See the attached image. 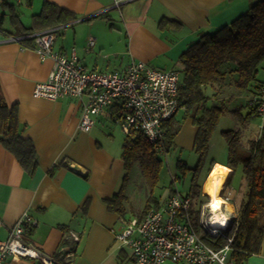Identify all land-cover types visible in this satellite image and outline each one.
<instances>
[{
    "label": "crops",
    "instance_id": "crops-1",
    "mask_svg": "<svg viewBox=\"0 0 264 264\" xmlns=\"http://www.w3.org/2000/svg\"><path fill=\"white\" fill-rule=\"evenodd\" d=\"M258 1L261 0H134L118 9H111V0H22L18 4H0V88L5 103L17 105L23 135L32 141L37 157V169L28 177L14 156L0 147V242L8 239L11 227L27 212L36 221L28 239L45 257L68 252V247L61 246L63 233L59 229L65 226L68 239L76 243L72 264H138L128 247L114 241L123 226L121 219L126 217L109 211L106 204L120 190L124 173L121 147L126 134L117 128L122 113L119 104L104 109L85 133L78 129L85 98L52 101L32 96L35 84L47 79L52 60H42L31 48L24 47H33L32 41L16 39L37 33L26 30L32 28L33 16L40 13L44 3L75 16V20L58 27L53 53L66 57L74 54L87 71L121 73L132 62L141 61L155 70L177 71L181 79L180 55L201 34L230 24ZM162 20L164 28L160 27ZM89 39L93 40L92 47H88ZM236 69L235 63L220 67L224 79H231L234 88ZM257 85L252 82L246 88L235 89L247 91L248 103ZM221 87L223 84L205 87L208 103L224 99L218 94ZM241 97L237 96L238 100ZM215 103L211 105L221 106ZM240 109H227L226 114L244 119ZM237 130L242 132L243 128ZM176 141L191 146L193 138L185 134ZM211 161L212 168L216 164L226 167V159ZM229 170L222 191L235 175ZM239 176L243 179L241 173ZM10 264L40 262L21 258ZM246 264H264V237L260 252L251 255Z\"/></svg>",
    "mask_w": 264,
    "mask_h": 264
},
{
    "label": "trees",
    "instance_id": "trees-1",
    "mask_svg": "<svg viewBox=\"0 0 264 264\" xmlns=\"http://www.w3.org/2000/svg\"><path fill=\"white\" fill-rule=\"evenodd\" d=\"M73 20H75L73 14L44 3L40 13L33 16L32 28L26 31H43L60 27ZM163 24L165 20L160 22L161 28H164ZM30 41L26 40L27 43ZM179 63L182 66L179 102L180 106L185 108V117L191 118L193 124L197 126L193 149L200 157L191 179L189 194L186 196L198 199L201 186L197 184L196 179L206 158L208 142L220 117L226 113L223 107L208 103L209 99L204 89L207 86L224 83V74L220 72V67L224 63L237 65L238 79L235 82V88L243 89L250 83L256 82L258 83L256 90L258 86L264 84V80L259 82L256 79L259 68L264 70V0L253 4L230 24L213 33L201 34L198 40L180 55ZM17 112V105L8 106L5 103L0 88V147L12 154L24 173L31 177L37 169L36 152L32 141L23 135V126L18 121ZM251 115L254 116L250 109L248 116ZM244 119L243 123H246L247 118ZM172 120L173 118L163 125L162 151L155 150L142 134L126 135L121 147L124 172L122 185L113 198L106 200L109 211L120 217L125 215L122 202L125 199L128 172L135 163L138 164L150 193L156 188L162 168L160 156L171 149V141L176 134V128L171 125ZM222 135L228 146L229 156L224 165L232 170V175L236 171L241 173L247 185L246 201L238 217L231 220L230 229L223 234L231 237L229 259L232 264H246L251 255L260 252L264 237V128L260 131L258 138L249 141L246 147L240 143L239 131H224ZM213 164L211 161L206 176ZM203 203L200 197L194 210L192 227L197 233H199L197 218ZM157 206V199L150 195L138 219L140 220L148 210ZM59 229L63 233L61 246L68 247V252L59 253L53 260L55 264H72L73 248L76 243L68 239V229L65 226H60ZM31 231L32 229L26 231L27 236L31 234ZM201 237L212 247L219 248L225 244V240L220 237L211 238L203 235ZM69 253H72L71 257L66 256Z\"/></svg>",
    "mask_w": 264,
    "mask_h": 264
},
{
    "label": "built area",
    "instance_id": "built-area-1",
    "mask_svg": "<svg viewBox=\"0 0 264 264\" xmlns=\"http://www.w3.org/2000/svg\"><path fill=\"white\" fill-rule=\"evenodd\" d=\"M21 1L0 0V4H18ZM132 1L111 0V9ZM57 30L58 27H53L16 39L18 42L31 40L33 47L25 48H31L42 60H52L47 79L35 84L32 96L52 101L85 98L78 123V129L85 133L92 129L96 117L104 109L118 103L122 113L117 121L122 131L126 135L142 134L155 150L162 151L163 125L179 110L185 111L179 102L180 74L172 70H155L141 61L132 62L121 73L87 71L74 54L66 57L52 52ZM92 46L93 40L89 39L88 47ZM248 106L255 117L264 118V84L258 87ZM220 200V211L226 221L224 226L215 228L211 224L209 201L207 210L200 208L197 233L192 227L195 217L193 199L172 190L164 201L148 210L140 220L121 219L123 226L115 234L114 241L128 247L138 264H232L229 259L231 237L223 234L231 227L232 212L227 213L230 211L225 206L228 199ZM34 226L36 221L24 212L9 230L8 239L0 242V264H10L21 258L35 259L40 264H55L53 258L41 255L32 247L26 231ZM202 235L223 238L225 244L219 248L212 247ZM66 256L71 257L72 253Z\"/></svg>",
    "mask_w": 264,
    "mask_h": 264
},
{
    "label": "rangeland",
    "instance_id": "rangeland-1",
    "mask_svg": "<svg viewBox=\"0 0 264 264\" xmlns=\"http://www.w3.org/2000/svg\"><path fill=\"white\" fill-rule=\"evenodd\" d=\"M179 72L182 74V69H179ZM256 79L259 82L264 80V70L262 68H259ZM224 83L223 87H221L223 88L221 89L222 92L220 93L219 91L218 93L222 94V98L224 99L222 101L214 102L224 107L226 112L227 109L231 110L232 112H237V110L240 109L239 107L241 104L242 109H240L239 113L241 114V116H243V118H247V122L250 121V124L248 125L246 122L243 126V121H245V119L240 118L239 115H233L234 113H232V115L225 113V115L220 117L215 131L208 142V150L206 158L203 160L202 170L200 171L196 179L197 184L201 186L200 197L204 201L202 205L203 210L208 209L207 207L209 202L208 196H205V194L203 193L202 185L206 179L208 166L210 165L211 160H228L229 158L228 146L222 135V132L239 131L237 129L242 127V132L239 131L240 134L242 133L240 135V143L242 146L246 147L249 141L256 140L258 138L260 131L262 130V128H264V118L262 119L253 115L248 116L250 113V109L248 106L249 102L246 103L248 95L245 97V92L247 91H237L232 86L231 79H224ZM257 89L255 90V92L257 91ZM243 95L244 98L241 97ZM237 96L241 98L238 100ZM232 100H234L235 102L232 103ZM214 102L210 101L209 104H213ZM235 103L237 104L235 105ZM112 125L115 124L113 123ZM171 125L176 128V134L172 138L171 149H169L166 154L160 156V158L162 159V168L159 173V182L156 188L152 189L150 193V189L148 188L144 178L142 177L137 163H135L128 172V180L124 192V196H126L122 202L125 214L124 216L126 217L125 219L138 218L146 205V200L150 197V195L157 199V204L159 205L162 202L163 198L169 195L171 190L176 189L183 196L189 194L191 179L194 175V170L200 160L199 155L193 149L194 139L197 133V126L193 124L191 118L185 117V112L183 110H179L176 113L171 122ZM119 127L120 125L118 124V130L121 129ZM194 128L196 129V131L193 137ZM185 134H187L188 138L190 137V135L191 139L193 138L191 146L190 144L187 146L179 145L176 141V138L177 140H180L184 137ZM239 175L240 173L236 171L235 175L232 177L230 185H227L228 187H225V189L221 191L219 195L221 199H228L225 206L230 209V211H228L227 213L232 212V218L238 217L239 211L246 201L245 192L247 191V185L244 182V179H242ZM241 183L243 184L242 187ZM200 197L198 199H193L195 205L194 207H196V202L199 201ZM151 205L153 206V204ZM224 211L225 210H223V212Z\"/></svg>",
    "mask_w": 264,
    "mask_h": 264
},
{
    "label": "bare ground",
    "instance_id": "bare-ground-1",
    "mask_svg": "<svg viewBox=\"0 0 264 264\" xmlns=\"http://www.w3.org/2000/svg\"><path fill=\"white\" fill-rule=\"evenodd\" d=\"M231 171L226 167L216 164L211 169L203 183V193L207 194L210 200V207L212 211L211 224L218 228L225 224V217L220 211V192L222 191L225 182L227 181Z\"/></svg>",
    "mask_w": 264,
    "mask_h": 264
}]
</instances>
